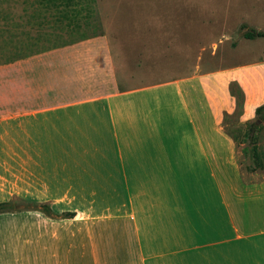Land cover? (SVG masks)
<instances>
[{"label":"crops","instance_id":"0c3cea01","mask_svg":"<svg viewBox=\"0 0 264 264\" xmlns=\"http://www.w3.org/2000/svg\"><path fill=\"white\" fill-rule=\"evenodd\" d=\"M95 10L64 21L61 44L0 63V195L49 196L36 203L83 228L24 211L43 246L19 264H264V181L243 182L245 137L226 123L232 84L245 124L264 81L236 68L129 87L132 50ZM96 195L115 197L100 215L76 206ZM108 210L129 234H107Z\"/></svg>","mask_w":264,"mask_h":264},{"label":"rangeland","instance_id":"374dc122","mask_svg":"<svg viewBox=\"0 0 264 264\" xmlns=\"http://www.w3.org/2000/svg\"><path fill=\"white\" fill-rule=\"evenodd\" d=\"M96 7L101 21L108 23L111 38H120L122 45L132 50L127 55L131 61L125 68L129 87L236 68L246 69L252 79L259 76L264 81V38L248 40L243 36L247 29L264 31V0H0V63L61 44L62 34H71L64 21L93 18ZM243 25L247 28L243 29ZM49 27L52 29L47 30ZM81 36L78 33L70 40ZM231 87L240 107L233 117H227V129L243 142V132L257 117L240 123L243 94L236 83ZM245 141L249 152L241 157L243 182L260 183L264 181V124L255 141L259 159L251 151L254 141L249 138ZM48 198L51 197L0 195V203H9L0 212V264H19L20 253L41 251L43 245L36 242L37 224L41 222L38 214L28 212V219L22 216L26 210L44 207L36 202ZM64 198L67 204L68 199ZM114 199L79 196L76 206H89L92 214L100 215L101 209L109 208ZM63 206L67 208L62 204L55 210ZM110 208L114 209V204ZM105 214H108L103 217L108 235L129 234V229L116 221L114 212L108 210ZM65 216L56 215L53 210L40 214L48 222L58 223L75 234L83 231L79 225L70 226Z\"/></svg>","mask_w":264,"mask_h":264},{"label":"trees","instance_id":"16d2710c","mask_svg":"<svg viewBox=\"0 0 264 264\" xmlns=\"http://www.w3.org/2000/svg\"><path fill=\"white\" fill-rule=\"evenodd\" d=\"M53 1H57V0H53ZM242 28L246 29L247 27L245 25H243ZM243 36L248 40H255L258 38H264V31H259V30H255V29H247V31L244 32ZM238 107H240V104H239V101L237 98V108ZM255 115L257 117L256 121L247 125L248 130H246L243 135L245 137V140L247 138H249V139H252L254 141V144L251 148V151L253 152L255 159H259L258 158V146H257V143H255V141L257 140L258 133H259V131H261L262 126L264 124V104H262L256 108ZM248 152H249V149L247 146H245L243 148L244 155L246 156L248 154ZM251 170L253 171L252 168H251ZM6 206H9L8 202L0 203V212H2L1 210L3 208H5ZM44 207H45L46 211L48 210L47 212H50L49 208L47 206H44ZM73 215L74 214L72 213V216Z\"/></svg>","mask_w":264,"mask_h":264}]
</instances>
